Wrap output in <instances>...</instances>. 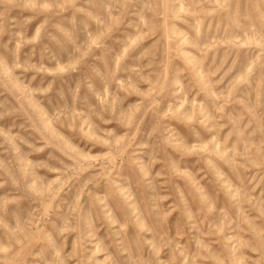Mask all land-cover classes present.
I'll return each instance as SVG.
<instances>
[{
	"label": "rangeland",
	"instance_id": "rangeland-1",
	"mask_svg": "<svg viewBox=\"0 0 264 264\" xmlns=\"http://www.w3.org/2000/svg\"><path fill=\"white\" fill-rule=\"evenodd\" d=\"M0 264H264V0H0Z\"/></svg>",
	"mask_w": 264,
	"mask_h": 264
}]
</instances>
